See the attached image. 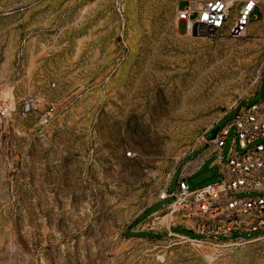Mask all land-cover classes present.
I'll list each match as a JSON object with an SVG mask.
<instances>
[{
	"label": "rangeland",
	"instance_id": "obj_1",
	"mask_svg": "<svg viewBox=\"0 0 264 264\" xmlns=\"http://www.w3.org/2000/svg\"><path fill=\"white\" fill-rule=\"evenodd\" d=\"M260 75L262 20L197 37L162 0H0V264H264V235L193 239L162 200Z\"/></svg>",
	"mask_w": 264,
	"mask_h": 264
},
{
	"label": "built area",
	"instance_id": "obj_2",
	"mask_svg": "<svg viewBox=\"0 0 264 264\" xmlns=\"http://www.w3.org/2000/svg\"><path fill=\"white\" fill-rule=\"evenodd\" d=\"M162 1L176 6L178 21L185 23L190 36L242 38L254 24L264 22V0ZM183 2L187 5L181 9ZM258 81L259 90L252 100L262 89L264 75ZM235 110V117L219 128L218 135L204 141L205 146L215 147L218 180L191 189L182 178L177 191L170 194L168 188L162 200L174 199L172 214L200 239L240 245L264 235V101L241 103ZM48 119L45 115L44 121Z\"/></svg>",
	"mask_w": 264,
	"mask_h": 264
},
{
	"label": "crops",
	"instance_id": "obj_3",
	"mask_svg": "<svg viewBox=\"0 0 264 264\" xmlns=\"http://www.w3.org/2000/svg\"><path fill=\"white\" fill-rule=\"evenodd\" d=\"M210 139L212 138H209V140ZM201 149L195 152L197 153L196 157L193 160H191L190 164L186 167V170L188 171V178H191L194 175H196L200 170H202L207 164L210 163L209 168L212 170H216L217 180H218V168H217L218 162H217V155L215 154L216 151L215 147L207 145L205 146V148L202 147ZM213 158H215V160H213ZM182 178H186V177L182 173H180L178 181Z\"/></svg>",
	"mask_w": 264,
	"mask_h": 264
},
{
	"label": "trees",
	"instance_id": "obj_4",
	"mask_svg": "<svg viewBox=\"0 0 264 264\" xmlns=\"http://www.w3.org/2000/svg\"><path fill=\"white\" fill-rule=\"evenodd\" d=\"M262 87H263V86H262ZM212 134H213V131H212ZM200 171H201V170H200ZM200 171H199V172H200ZM199 172H198V173H199ZM198 173H197V174H198ZM139 236H140V237H147V234H139ZM186 236H188V237H192L193 239H200L198 236L194 235V234H193L192 232H190V231H187V232H186ZM158 237H159V236H158Z\"/></svg>",
	"mask_w": 264,
	"mask_h": 264
},
{
	"label": "water",
	"instance_id": "obj_5",
	"mask_svg": "<svg viewBox=\"0 0 264 264\" xmlns=\"http://www.w3.org/2000/svg\"><path fill=\"white\" fill-rule=\"evenodd\" d=\"M219 131H220L219 128L214 129V130H213V136H214V137L217 136L218 133H219Z\"/></svg>",
	"mask_w": 264,
	"mask_h": 264
},
{
	"label": "bare ground",
	"instance_id": "obj_6",
	"mask_svg": "<svg viewBox=\"0 0 264 264\" xmlns=\"http://www.w3.org/2000/svg\"><path fill=\"white\" fill-rule=\"evenodd\" d=\"M165 197V196H164Z\"/></svg>",
	"mask_w": 264,
	"mask_h": 264
}]
</instances>
